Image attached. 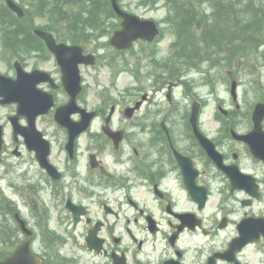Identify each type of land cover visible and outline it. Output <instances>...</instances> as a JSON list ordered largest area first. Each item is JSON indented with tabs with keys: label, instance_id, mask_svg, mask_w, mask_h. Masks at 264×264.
Returning <instances> with one entry per match:
<instances>
[{
	"label": "flooded vegetation",
	"instance_id": "af4514ba",
	"mask_svg": "<svg viewBox=\"0 0 264 264\" xmlns=\"http://www.w3.org/2000/svg\"><path fill=\"white\" fill-rule=\"evenodd\" d=\"M23 29L28 33V55L13 59L10 74H5L18 80L14 65L18 61L27 80L3 86L14 97L32 94L34 88L52 95L54 106L38 117L37 126L49 141V160L61 174L54 176L37 159V151H44L45 145L29 146L25 117L17 131L11 126L9 141L4 133L0 180L10 179L5 185L0 182V207L8 204L9 210L0 208V218H7L0 225L9 228L8 235H2V241L11 242L9 254L29 240L40 264H264V116L261 122L254 120L257 104H264V91L254 100L240 91V82H255L244 72L259 63L247 68L232 64L235 69L223 75L224 82L231 81L229 89L211 100L193 97L190 105L164 112L163 106L146 107L150 96L145 93L142 105L130 116L138 98L126 105L113 101L111 122L102 120L110 111L96 106L93 122L100 126L96 140L86 143L85 154L80 141L85 132L69 148V131L54 121V114L70 101L68 89L83 107L85 69L98 65L80 63L65 75L47 50V58H42L47 65L37 67L32 50L45 49V41L32 26ZM139 42L145 41L134 45ZM259 65L257 83L264 82V63ZM35 68L47 73L35 77L29 73ZM36 78L40 79L34 86ZM235 83L237 92L231 90ZM9 105L15 113L18 105ZM170 109L179 110L178 116L173 117ZM120 110L124 117L113 122ZM262 113L264 105L258 111ZM72 115L75 120L82 117ZM46 117L47 130L40 125ZM107 130L119 131L123 138L116 144ZM44 192L52 195L48 209ZM40 194L39 212L35 205Z\"/></svg>",
	"mask_w": 264,
	"mask_h": 264
},
{
	"label": "rangeland",
	"instance_id": "374dc122",
	"mask_svg": "<svg viewBox=\"0 0 264 264\" xmlns=\"http://www.w3.org/2000/svg\"><path fill=\"white\" fill-rule=\"evenodd\" d=\"M52 0H47V22H52L57 18ZM124 9L135 12L137 14H145L153 17L158 21L163 31L155 44H147L139 42L130 51L120 52L109 45L108 39L112 34L111 27L118 25V19L112 12H107L102 6L96 10L99 21L105 22L101 26L91 25L88 15L92 13L91 5L87 6V0H73L74 7L70 5L67 10L69 22L61 28V22L58 19L54 26H58L60 32L68 34L69 37L77 39L84 43H92L94 37L89 36L90 31L93 35L96 33L99 38L95 39V43L91 48L99 57L100 67L96 70L92 68L85 69V82L87 93L83 101L88 106H100L108 109L111 102L119 101L120 104L126 105L128 101L140 98L144 93L151 96L146 103V107L155 108L163 106V111L168 107L186 106L190 98L202 97L203 99H211L213 94L219 90L223 94V90L230 86L223 81V75L227 77L229 69H235L232 66L235 62L243 63V67L247 68L251 64L260 62L264 59V45L257 46L264 38V0H254L257 10L245 8L247 0H228L235 5L225 6L220 0H190V5H186L183 1L182 5H186L181 9H176L169 5L165 0H119ZM68 5V3H66ZM91 4V3H90ZM53 5V6H52ZM196 12H193L192 10ZM178 11H190L186 18L180 15ZM200 11V12H198ZM198 15L207 16L202 26L193 25V21ZM252 16L258 23L251 24ZM190 19L191 24L188 26L186 20ZM235 19L239 20L236 21ZM181 20H185L182 22ZM234 20L238 24V28L234 27ZM39 22L38 19L36 21ZM232 29V33L228 30ZM0 34V69L9 71L8 66L12 63V57L18 53L23 43L22 40L15 41L10 46L4 45L5 33ZM97 35V36H98ZM179 39L178 44H176ZM264 42V40H262ZM13 43V41H12ZM20 45V46H17ZM23 46V45H22ZM24 48V47H23ZM22 50V49H21ZM23 51V50H22ZM25 56V54H18ZM38 56L37 53L32 55ZM39 61L40 65H47L42 59H34ZM108 63L109 65H107ZM143 63V64H142ZM260 65L253 66V69H247L245 77H254L255 82L245 80L240 82L241 95L248 94L249 99H256L262 95L264 91V82L257 83L259 73L262 71ZM113 67L119 70L120 75L113 71ZM123 70V71H121ZM224 75V76H225ZM264 77V75H263ZM225 79V78H224ZM170 81L176 82L174 98L172 103L168 102L166 92ZM214 90V93L211 92ZM213 93V94H212ZM190 94V95H189ZM10 107H0V116L6 119L7 112ZM123 112L122 110H120ZM118 112L120 114L121 112ZM172 116H178L179 110L170 109ZM176 113V114H175ZM121 115H116V119ZM44 127L47 129V119H44ZM99 121L92 128V133L88 137H83V144L96 140V132L99 130ZM53 131V127L50 128ZM95 133V134H93ZM10 133L8 132V137ZM84 153H87L88 146L84 145ZM109 158V157H108ZM1 172V168H0ZM7 179L0 180L5 185ZM10 195V190H7ZM45 193V192H44ZM42 193L47 197V207L51 201L49 193ZM39 195L36 211L43 208V195ZM24 211L26 209H23ZM0 230L9 231L8 227L0 225ZM2 234V233H1Z\"/></svg>",
	"mask_w": 264,
	"mask_h": 264
},
{
	"label": "water",
	"instance_id": "95a60500",
	"mask_svg": "<svg viewBox=\"0 0 264 264\" xmlns=\"http://www.w3.org/2000/svg\"><path fill=\"white\" fill-rule=\"evenodd\" d=\"M8 4L12 7L13 10L17 11L19 15H22L23 9L17 5L13 0H7ZM113 5L115 6V9L118 11V13L124 17L125 23L124 28L121 30H117L112 38V43L116 46H128L132 39L143 35L145 31L149 33L150 36H153L157 32V28L155 27V24L152 22H141L139 19H137L135 16H132L130 14H126L125 12L121 11L120 8L117 6L115 0H113ZM132 19H135L136 21H131ZM138 20V21H137ZM140 21V22H139ZM47 40L50 48L61 58L66 59L68 57H74L75 62L74 64H77V62L81 60H86L87 62H90L91 59L93 61V56H83L82 55V48L80 46L74 45V46H68L66 44H57L55 39L52 37L50 33H47ZM69 54V55H68ZM75 54H78V57L75 56ZM80 55V56H79ZM91 57V59H90ZM89 58V59H87ZM63 65L65 67L70 66V63L63 62ZM4 78L3 75L0 74V81ZM47 108L45 109V111ZM27 112V111H26ZM65 116L69 119L70 114L72 111H69L67 108H65ZM63 113V109H59L57 112L56 117L60 118ZM30 118L31 121H34L35 116L37 113H26ZM89 117H86L83 120L74 123L71 120H68V124H66L69 128H72L73 130H79L86 126L88 122ZM1 127V126H0ZM34 128V127H33ZM1 131H0V145H1ZM24 256V257H23ZM27 258H30L29 255H23L21 251L17 252L15 255L8 257L6 260L2 261L0 260V264H29V261Z\"/></svg>",
	"mask_w": 264,
	"mask_h": 264
},
{
	"label": "trees",
	"instance_id": "16d2710c",
	"mask_svg": "<svg viewBox=\"0 0 264 264\" xmlns=\"http://www.w3.org/2000/svg\"><path fill=\"white\" fill-rule=\"evenodd\" d=\"M108 2L107 0H96V3H92V8L91 10L94 11V10H97V8L101 5H103V3ZM52 2V1H51ZM69 3H71V5L73 6V2L72 0H69ZM53 6V5H52ZM55 6H53L54 8ZM48 8V7H47ZM3 16L5 17V15L3 14ZM91 18H94L93 16H91Z\"/></svg>",
	"mask_w": 264,
	"mask_h": 264
}]
</instances>
